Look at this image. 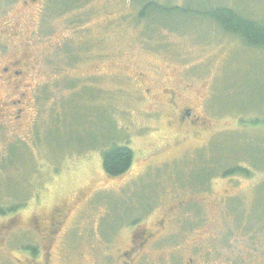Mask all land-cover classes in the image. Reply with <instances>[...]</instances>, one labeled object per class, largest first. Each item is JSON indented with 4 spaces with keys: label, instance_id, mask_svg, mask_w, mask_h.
Masks as SVG:
<instances>
[{
    "label": "rangeland",
    "instance_id": "rangeland-1",
    "mask_svg": "<svg viewBox=\"0 0 264 264\" xmlns=\"http://www.w3.org/2000/svg\"><path fill=\"white\" fill-rule=\"evenodd\" d=\"M74 1L0 0V58L30 63L22 117L0 112V264L43 243L34 219L46 223L56 209L68 216L56 264H104L103 244L127 245L138 219L156 241L137 264H264V50L196 22L186 34H146L136 23L143 0H88L60 13ZM156 1L264 17V0ZM174 18L151 22L176 28ZM65 45L78 56L71 64ZM170 91L202 129L169 116ZM113 143L135 154L116 178L102 166ZM237 165L248 173L225 175ZM114 222L118 232L104 236Z\"/></svg>",
    "mask_w": 264,
    "mask_h": 264
},
{
    "label": "flooded vegetation",
    "instance_id": "flooded-vegetation-1",
    "mask_svg": "<svg viewBox=\"0 0 264 264\" xmlns=\"http://www.w3.org/2000/svg\"><path fill=\"white\" fill-rule=\"evenodd\" d=\"M0 45L5 48L4 45ZM0 53L2 52L0 51ZM29 70L30 63L27 58H15L13 60H2L0 58V112H3L1 117H7L10 113H15L17 119L22 117V113L24 112L22 105L28 96L27 88L29 85L25 83V80ZM167 94L170 95L171 100L169 110L173 111L169 116L180 125L194 126L195 128L202 129L205 125L201 120L202 118L194 116L190 108L175 105L176 93L170 91ZM15 96H19V98L16 100ZM65 215L62 209H56L52 219L46 223H43L40 219H34L35 225L40 230L39 236L37 233V237H41L39 239L43 243L32 246L26 245L24 247L26 255L19 264H56L52 258L54 256L52 248L55 246L56 237L62 232L64 224L68 220V216L66 217ZM162 225L163 222H160L158 228L160 229ZM120 226L116 222L111 223L109 228L105 229L106 233L102 226V234L104 236L116 234ZM126 230L129 233V239L128 244L124 247L103 244L101 252L104 264H110V262L137 264L139 257L144 254L145 249L156 241V238H154L155 234L149 231L148 226L144 223H139V219L128 225ZM37 256L41 258L40 261L35 259ZM28 257L30 259H27ZM193 262V259H189L185 264H193Z\"/></svg>",
    "mask_w": 264,
    "mask_h": 264
},
{
    "label": "trees",
    "instance_id": "trees-1",
    "mask_svg": "<svg viewBox=\"0 0 264 264\" xmlns=\"http://www.w3.org/2000/svg\"><path fill=\"white\" fill-rule=\"evenodd\" d=\"M13 1L14 0H8L9 3H12ZM86 1L88 3V0H75L71 8L60 11V13L69 12L73 8L77 9L79 6L85 5ZM137 5H139L140 8L136 15V23H142V25H144L146 34L154 33V30L156 31L154 34H156L165 28L176 31L180 34H186L184 32L183 26L187 23L192 24L196 22L198 24L207 26L209 33H212L213 30L220 31L225 35L238 39L247 48L264 50V17L260 18L259 20H254L252 17H249L248 14L239 12V10L236 8L230 7L226 4H214L210 7H202L196 10H190L184 6L170 4L161 5L156 0H143L142 2H137ZM57 14L58 12L55 13V15ZM153 14L165 16L168 22L170 19L174 18L175 15H177L178 19H174L179 21L177 23L179 26L173 28L171 25L154 20V23H152L151 21ZM153 25H157L160 28L157 26L153 28ZM64 50L73 58V60L70 61V64L77 60V54L74 53L73 49H70L69 45H65ZM134 159L135 154L130 147L113 143L102 152L103 170L109 177L116 178L122 176L132 168ZM218 160L221 161L222 159L220 158ZM209 161V165H211V167L207 169V173H210V175L201 178L202 182H206V185L204 184L203 186L205 188L208 186V179L212 176L214 170L216 169L215 167L217 158L213 157L212 155ZM231 161L232 160H230V162ZM254 161L256 164V160ZM3 166L5 165L3 164ZM238 173L248 172L244 170L243 167L237 165L236 167L228 170L225 175H234ZM13 198L15 199V202L19 200L17 195H14ZM21 207V204H16L12 209L9 210V212H13ZM0 212L5 214L6 211L3 209V206L0 207Z\"/></svg>",
    "mask_w": 264,
    "mask_h": 264
}]
</instances>
